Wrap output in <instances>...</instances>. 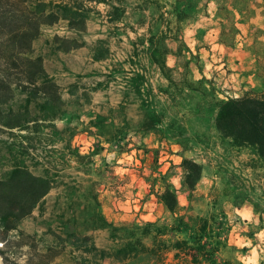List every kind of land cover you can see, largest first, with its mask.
<instances>
[{"label":"rangeland","instance_id":"rangeland-1","mask_svg":"<svg viewBox=\"0 0 264 264\" xmlns=\"http://www.w3.org/2000/svg\"><path fill=\"white\" fill-rule=\"evenodd\" d=\"M91 7L84 46L55 49L54 34L72 36L64 21L43 27L33 42L61 102L31 105L29 118L38 121L27 129H0V177L23 165L51 180L19 228L90 235L102 264H209L197 254L212 249L216 264H264V165L214 123L215 98L264 87V0H96ZM160 36L172 83L150 59V39ZM184 157L202 166L192 190L182 184ZM167 183L174 212L158 195ZM177 241L186 245L173 249ZM56 262L72 264L68 250Z\"/></svg>","mask_w":264,"mask_h":264},{"label":"trees","instance_id":"trees-1","mask_svg":"<svg viewBox=\"0 0 264 264\" xmlns=\"http://www.w3.org/2000/svg\"><path fill=\"white\" fill-rule=\"evenodd\" d=\"M94 1L0 0V129H27L30 122L38 121L29 118L31 105L40 100L45 102V107L51 102L56 106L61 102L58 87L45 71L42 57L33 55V42L43 27L64 21L72 36L54 34L51 41L55 49L68 52L84 46L86 22ZM183 16L182 12L176 13L178 20ZM150 45L151 61L172 83L171 68L165 60L170 49L165 39L160 36L154 42L151 38ZM188 83L189 86L193 82ZM262 83L264 85V81ZM16 99L21 100L22 108L6 110L5 106ZM214 104L217 131L229 139L232 146L250 148L264 165V87L258 92L247 90L238 96L217 97ZM143 125L150 129L152 122L145 120ZM181 167L182 184L192 190L201 177L202 166L184 157ZM50 189L51 180L46 174H33L23 165L12 166L0 177V257L3 264H58L57 258L66 250L72 264H102L103 251L90 235L69 232L63 236L53 230L37 234L19 228L20 221L31 214ZM158 195L163 205L174 212L177 202L173 186L165 184ZM206 223L204 220L203 225ZM144 232L152 234L148 224ZM179 243L186 245L185 241H177L179 246L172 248L180 249ZM214 251L212 249L206 256L198 252L197 256L204 257L209 264H216L212 258Z\"/></svg>","mask_w":264,"mask_h":264}]
</instances>
